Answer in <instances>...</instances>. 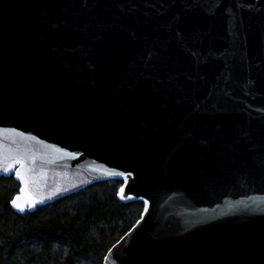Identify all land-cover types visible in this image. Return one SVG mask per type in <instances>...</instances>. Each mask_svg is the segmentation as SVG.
<instances>
[{"label":"water","instance_id":"water-1","mask_svg":"<svg viewBox=\"0 0 264 264\" xmlns=\"http://www.w3.org/2000/svg\"><path fill=\"white\" fill-rule=\"evenodd\" d=\"M10 175L19 214L120 179L102 264H264V0H0Z\"/></svg>","mask_w":264,"mask_h":264},{"label":"trees","instance_id":"trees-1","mask_svg":"<svg viewBox=\"0 0 264 264\" xmlns=\"http://www.w3.org/2000/svg\"><path fill=\"white\" fill-rule=\"evenodd\" d=\"M121 184L97 181L19 214L10 206L19 183L0 176V264H102L143 210L142 201L117 197Z\"/></svg>","mask_w":264,"mask_h":264},{"label":"snow or ice","instance_id":"snow-or-ice-1","mask_svg":"<svg viewBox=\"0 0 264 264\" xmlns=\"http://www.w3.org/2000/svg\"><path fill=\"white\" fill-rule=\"evenodd\" d=\"M89 3V0H85V6H87ZM15 165L20 166V171L16 173L17 179H19L24 185V187H21L20 191L23 195L17 196L15 199L11 201L13 207L17 208L20 212L25 211V206L27 207H33L38 201L37 199L31 194V189L29 185L33 183V181L30 180L27 173L30 171L25 165V161L21 158H13V162L10 164H6L3 166V170L5 172L11 171ZM107 175L110 176H120L123 175V173L118 172H107ZM57 194L56 192H53V195ZM118 195H120L121 199H125V189L124 187H121L119 189ZM51 198V197H49ZM147 203V201L145 202Z\"/></svg>","mask_w":264,"mask_h":264}]
</instances>
